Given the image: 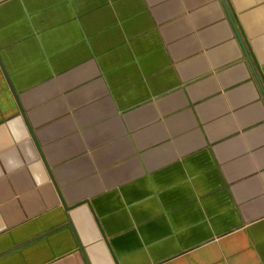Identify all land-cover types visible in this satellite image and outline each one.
Instances as JSON below:
<instances>
[{
	"label": "crops",
	"instance_id": "1",
	"mask_svg": "<svg viewBox=\"0 0 264 264\" xmlns=\"http://www.w3.org/2000/svg\"><path fill=\"white\" fill-rule=\"evenodd\" d=\"M0 264H264V0H0Z\"/></svg>",
	"mask_w": 264,
	"mask_h": 264
}]
</instances>
